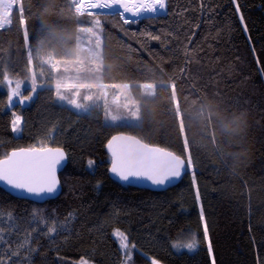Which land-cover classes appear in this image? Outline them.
<instances>
[{"label": "trees", "instance_id": "obj_1", "mask_svg": "<svg viewBox=\"0 0 264 264\" xmlns=\"http://www.w3.org/2000/svg\"><path fill=\"white\" fill-rule=\"evenodd\" d=\"M166 4V14L135 23L99 14L103 82L132 85L140 107L137 126H108L97 109L80 114L59 103L49 78L55 75L35 53L38 86L29 105L10 106L0 84V158L42 144L68 156L55 200L37 204L0 188L4 264H125L126 256L130 264H264V0ZM18 7L11 27L0 30V68L26 81ZM23 8L28 47L39 44L43 25H52L77 55L72 38L77 27L92 26V17H75L65 0H23ZM63 50L57 45L56 51ZM146 84L156 85L154 98L143 96L140 85ZM241 113L246 133L225 137L221 125ZM15 116L22 120L19 134ZM121 133L173 152L190 172L162 192L114 182L105 147ZM241 151L242 163H233ZM118 232L127 236L126 253Z\"/></svg>", "mask_w": 264, "mask_h": 264}, {"label": "snow or ice", "instance_id": "obj_2", "mask_svg": "<svg viewBox=\"0 0 264 264\" xmlns=\"http://www.w3.org/2000/svg\"><path fill=\"white\" fill-rule=\"evenodd\" d=\"M69 4V10L74 9V16L92 17L91 27H77L76 36L72 38L73 44H81L95 60H102L103 57V38L101 36L102 24L100 15L92 11L95 9L112 10L119 6L120 11L115 12L116 15L124 18L125 14H131L132 17L140 18L144 13L166 12V0H65ZM14 5H19L18 11L20 18L18 23L21 25L22 34L25 40L27 50L28 71L31 73V92L35 94L37 90L36 72L33 70V53L40 65H50L54 72H60V65H63L64 73H72L64 75L60 78L50 76L54 79L55 94L60 101H65L67 105L75 109L87 111L93 105L79 102L81 90H87V94L83 96L84 101H91L93 86L90 85L81 72L80 67L84 62V58L77 57L72 47L68 46L69 38L56 31L52 25H43L41 35L37 37L39 44L28 47V24L27 18L23 16V0H0V28L5 25L12 24L11 11ZM50 6V3H49ZM239 5L237 4V10ZM47 10V8L45 9ZM29 14L31 7L29 6ZM112 14L111 12L104 13ZM137 19H124L125 23H135ZM243 20V16H240ZM83 24L84 21H79ZM158 38V37H155ZM57 45L64 47L63 52L56 51ZM50 48L46 54L45 47ZM44 70L41 67L40 76L43 77ZM0 84H7L9 88V105L13 103V98L18 97V103L24 104L30 101L32 96H24L21 94V82L13 81L0 68ZM14 83V87L12 86ZM43 87V85H41ZM62 90L71 91L72 95L62 94ZM135 115V114H133ZM112 121L117 118L108 115ZM21 124V117L15 116L12 121L13 130H16ZM107 148L111 152V173L115 174L123 181L131 179H146L156 185H163L165 182L180 178L182 170L185 169V161L181 157H177L170 151H166L159 147H152L135 140L126 135H115L107 144ZM65 159V154L60 148L46 147L43 144L40 147L21 148L13 150L10 154H3L0 158V182L20 193L30 194L36 197H42L44 194H54L57 191L58 179L56 176L57 166ZM191 156H188V164L191 165ZM92 164V161H89ZM207 226L205 224V232ZM121 246L127 247L126 237L122 233ZM196 246L195 239L188 243L186 247L189 250ZM0 264H4L0 260ZM158 264V262H153Z\"/></svg>", "mask_w": 264, "mask_h": 264}, {"label": "rangeland", "instance_id": "obj_3", "mask_svg": "<svg viewBox=\"0 0 264 264\" xmlns=\"http://www.w3.org/2000/svg\"><path fill=\"white\" fill-rule=\"evenodd\" d=\"M97 14H103L102 12H96ZM102 38L103 37V29L100 33ZM104 41V39H103ZM77 57L84 58V62L80 67L81 72L84 73L86 81L93 86V92H92V99L91 101H84L83 96L87 94V90H81V97L79 98V102L81 103H87L89 105H93L90 107L87 111L82 109H75L70 105H67L65 101H59L62 105H67L71 107L73 110L80 114H89L92 109H97L100 114L103 116V121L105 125L108 126H137L140 124L141 117H140V107L139 103L135 100L133 93H132V85L128 84H105L103 82V57L102 60H95L93 57H91L90 53L85 50L84 46L79 44ZM45 67L49 68L51 72L55 75V78H60L64 75H71L72 73H64L63 72V65H60L61 68L60 72H54L50 65L45 64ZM44 76V75H43ZM13 79V78H12ZM41 80V78H40ZM45 80V79H44ZM14 83L15 79H13ZM20 81V80H18ZM21 82V94L24 96H32V99L34 98V94L31 92V73L29 74V78L26 81H20ZM13 83V87H14ZM53 89L54 85H52ZM142 89V94L145 98H154L155 91H156V85L154 84H146V85H140ZM4 88L9 94V88L7 84H4ZM31 93V94H30ZM63 95L70 96L72 95L71 91L62 90ZM58 98V97H57ZM18 97L13 98L12 105L19 104L18 103ZM31 99V100H32ZM30 100V101H31ZM30 101H25L24 104H20L21 106H27L30 104ZM111 115L112 117L117 118V121H112L108 115ZM135 114V115H133ZM22 122V120H21ZM16 132L18 129L15 130ZM17 134H19L17 132ZM121 233V232H118ZM118 233H115V236L120 239V246H121V236L118 235ZM123 234V233H122ZM124 237H126L127 242V236L123 234ZM128 242L127 247H122V250L124 253H126V250H128ZM130 256H126L125 264H130ZM155 260H152L151 264H153ZM158 262V261H155ZM84 262H80L78 264H83ZM158 264H162L158 262Z\"/></svg>", "mask_w": 264, "mask_h": 264}, {"label": "water", "instance_id": "obj_4", "mask_svg": "<svg viewBox=\"0 0 264 264\" xmlns=\"http://www.w3.org/2000/svg\"><path fill=\"white\" fill-rule=\"evenodd\" d=\"M117 11H120V9L113 10V11H99V12H102V13L111 12L112 14H115V12H117ZM166 12H167V10H166ZM166 12L161 13V14H158V15L144 16V17L138 18V19L135 18V17H132V16H126L125 15L124 19L127 18V19H137V20H140V19H144V18H148V17L160 16V15L166 14ZM12 14H13V12H12ZM10 27H11V25H9V27H7L5 29H0V30L1 31L2 30H6V29H8ZM116 135H126L128 137L134 138L135 140H138V141L142 142L143 144L150 145V144L144 142L143 140H141L140 138H138L136 136H132V135H128V134H123V133L116 134ZM107 144H106L105 150H106V153H107V155H108V157L110 159V167H109L108 174H109V177H110L111 180H113L114 182H116V183H118L120 185L130 186V187H134V188H137V189L149 190V191H152V192H162V191H166V190H168V189H170L172 187L177 186L182 181V179L185 177V175L190 172L189 169H188L187 162L184 160L185 161V169L182 170L181 177L180 178H176V179H171V180L165 182V184H163V185H156V184H154L151 181L146 180V179H131L130 178L129 181H123L119 177H117L115 174L111 173V171H110L111 162H112V156H111L110 150L107 148ZM150 146H152V147H159V146H154V145H150ZM159 148H161V147H159ZM60 149H62V148H60ZM162 149H164V148H162ZM62 150H63V152L65 154V159L63 161H61V163L57 166L56 176H57V179H58V186H57V191L54 194H44L42 197H36V196L30 195V194L20 193V192H18L16 190L11 189L10 187L6 186L2 182H0V188L2 190H4L6 193L10 194L11 196H13V197H15L17 199H20V200H28V201H31V202H34V203H37V204H43V203L48 202L50 200L57 199L61 195V193H62V184H61V180H60V174L65 170V168L68 165V156H67V153L65 152L64 149H62ZM164 150L169 151L167 149H164ZM171 153H173V152H171ZM177 157H179V156H177Z\"/></svg>", "mask_w": 264, "mask_h": 264}, {"label": "clouds", "instance_id": "obj_5", "mask_svg": "<svg viewBox=\"0 0 264 264\" xmlns=\"http://www.w3.org/2000/svg\"><path fill=\"white\" fill-rule=\"evenodd\" d=\"M248 120L244 113L228 118V120L221 125V133L231 139L234 137L243 136L247 131ZM243 161V151L234 155L233 163L240 164Z\"/></svg>", "mask_w": 264, "mask_h": 264}, {"label": "bare ground", "instance_id": "obj_6", "mask_svg": "<svg viewBox=\"0 0 264 264\" xmlns=\"http://www.w3.org/2000/svg\"><path fill=\"white\" fill-rule=\"evenodd\" d=\"M14 6H15V5H14ZM14 6H13L12 10H10V11H11V17H12V12H13ZM117 9H119V6H117L116 9H112V10H107V9H104V10L95 9V10H92V11H94V12H99V11H113V10H117ZM161 13H164V12H159V11H158V12L155 13V14H153V13H144V14H142V16H141L140 18H142V17H144V16L158 15V14H161ZM125 15H126V16H131V14H125ZM7 27H9V25H5L4 27H2V28H0V29H5V28H7Z\"/></svg>", "mask_w": 264, "mask_h": 264}]
</instances>
